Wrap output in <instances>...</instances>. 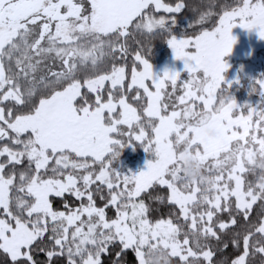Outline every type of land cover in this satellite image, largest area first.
<instances>
[{"label":"snow or ice","instance_id":"snow-or-ice-1","mask_svg":"<svg viewBox=\"0 0 264 264\" xmlns=\"http://www.w3.org/2000/svg\"><path fill=\"white\" fill-rule=\"evenodd\" d=\"M237 21L264 38V0H0V264H264V78L241 111ZM156 39L187 79L154 74ZM205 117L224 140L193 142L211 179L189 183L170 144ZM132 143L156 157L138 174Z\"/></svg>","mask_w":264,"mask_h":264},{"label":"rangeland","instance_id":"rangeland-1","mask_svg":"<svg viewBox=\"0 0 264 264\" xmlns=\"http://www.w3.org/2000/svg\"><path fill=\"white\" fill-rule=\"evenodd\" d=\"M231 34L236 38L232 51L223 57L229 67L223 73L228 83L229 93L236 103L241 106V111H247L246 105H257L262 102L260 91H253L255 82L264 78V38L260 37L258 29L244 28L237 21L231 29ZM151 63V62H150ZM154 74L162 75L165 69L180 73L188 78L187 69L184 67V60L177 59L169 46L166 56L158 58L156 64H152ZM142 67V66H141ZM199 135L189 137L187 132L179 133L173 138L170 144V151L176 161H184L188 158L198 160L202 165L204 178L200 180H187L189 183L207 181L211 177L204 170V163L201 155L195 151L193 142L202 141L208 145H218L224 140V132L219 123L207 118L198 126ZM155 154L147 152L139 143L129 144L121 149L118 158V170L126 174L139 173L146 170L147 162L155 160ZM180 171L179 163L176 165ZM259 171V170H257ZM181 172V171H180Z\"/></svg>","mask_w":264,"mask_h":264},{"label":"trees","instance_id":"trees-1","mask_svg":"<svg viewBox=\"0 0 264 264\" xmlns=\"http://www.w3.org/2000/svg\"><path fill=\"white\" fill-rule=\"evenodd\" d=\"M164 2L174 4L176 2V0H164ZM203 2L207 3V0H203ZM215 2L217 4H222V3H224V0H215ZM228 2L232 3L233 0H228ZM184 3L188 4V5L199 4V3H201V0H184ZM202 10H207V9H202ZM212 10L218 11L219 9L214 8ZM158 14H165V13L161 12ZM177 15H178V17H180L182 19L183 22L178 23L177 25L174 26L173 33L177 36H180L186 30L189 22L193 18H195L197 14L193 13V11H191L190 8H185V9H182L181 13H179ZM168 52H169V45H168L167 41L164 39H156L152 43L151 50H150L149 55L147 56V59L152 64H156L157 59L166 56ZM186 77H187L186 75H183L182 78L184 79ZM253 178H254V175L249 174L248 179H253ZM109 215H111V213H109ZM0 255H2V253H0Z\"/></svg>","mask_w":264,"mask_h":264},{"label":"clouds","instance_id":"clouds-1","mask_svg":"<svg viewBox=\"0 0 264 264\" xmlns=\"http://www.w3.org/2000/svg\"><path fill=\"white\" fill-rule=\"evenodd\" d=\"M178 163L180 171L187 180H200L204 178V173L202 171L203 165L198 160L188 158L184 161H178ZM258 163L264 164V159L258 161ZM161 255L162 253L159 251H156L154 254L150 255L148 257V264H163V261L160 259Z\"/></svg>","mask_w":264,"mask_h":264}]
</instances>
